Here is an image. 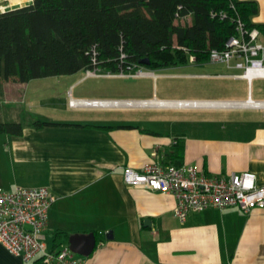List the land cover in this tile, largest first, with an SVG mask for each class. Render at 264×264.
Wrapping results in <instances>:
<instances>
[{
    "label": "crops",
    "instance_id": "0c3cea01",
    "mask_svg": "<svg viewBox=\"0 0 264 264\" xmlns=\"http://www.w3.org/2000/svg\"><path fill=\"white\" fill-rule=\"evenodd\" d=\"M243 1L257 3L252 21L264 23V0ZM137 69L145 73L0 80L6 101L22 107L29 100L37 111L0 118L24 125L22 135H0V188L45 187L55 195L45 232L96 236L94 251L77 257L82 264H264V208H208L181 222L174 195L124 180L125 167L175 164L167 156L178 149L176 164L222 177L252 172L264 184V108L243 105L264 101V79L250 82L235 76L238 68L193 55L182 64ZM94 99L105 103H70ZM35 120L57 125L39 128ZM0 264L39 263L0 243Z\"/></svg>",
    "mask_w": 264,
    "mask_h": 264
},
{
    "label": "trees",
    "instance_id": "16d2710c",
    "mask_svg": "<svg viewBox=\"0 0 264 264\" xmlns=\"http://www.w3.org/2000/svg\"><path fill=\"white\" fill-rule=\"evenodd\" d=\"M257 12L255 1L243 0H33L4 10L0 4V80L161 68L192 55L206 60L238 34L239 21L263 40L264 23L252 21ZM50 125L57 124L33 122ZM23 130L21 122H0V135ZM179 157L178 149L167 156L175 164ZM69 237L56 231L54 248Z\"/></svg>",
    "mask_w": 264,
    "mask_h": 264
},
{
    "label": "built area",
    "instance_id": "2783aa9c",
    "mask_svg": "<svg viewBox=\"0 0 264 264\" xmlns=\"http://www.w3.org/2000/svg\"><path fill=\"white\" fill-rule=\"evenodd\" d=\"M178 16V14H177ZM190 21V16L183 18ZM238 34L228 39L223 49H212L208 60L227 67L238 68L236 77L264 79V39L257 28L248 30L239 21ZM193 59H196L193 56ZM101 68L87 70L92 76H101ZM134 70V75L145 72ZM128 72L107 71L106 76H127ZM71 105L100 106L101 100H71ZM244 106L264 108V101L248 99ZM127 185L142 186L151 191L172 194L176 198L175 216L184 222L188 215L208 208L238 207L245 213L264 208V184L257 182L252 172L214 176L190 164H145L141 170L124 168ZM56 196L45 187H18L13 191L0 188V243L9 253L25 262L39 264H82L69 245L49 248L43 240L48 225L49 211Z\"/></svg>",
    "mask_w": 264,
    "mask_h": 264
},
{
    "label": "rangeland",
    "instance_id": "374dc122",
    "mask_svg": "<svg viewBox=\"0 0 264 264\" xmlns=\"http://www.w3.org/2000/svg\"><path fill=\"white\" fill-rule=\"evenodd\" d=\"M28 1V0H0V4H1V9L4 10L7 8V6L9 5H21L23 4V2ZM31 1V0H29ZM101 73H106V71H102L100 70ZM84 75V72L78 74L76 77H80ZM61 77H66L64 75H59V76H50V77H46V78H40V79H34V80H46L49 82H54L58 79H61ZM64 80L67 78H63ZM30 91H32V89H30ZM29 100H27L23 106L21 107L22 104L18 103L15 104L12 101H6V99L3 98L1 92H0V118H6L7 120H18L17 115H15L16 110L20 109V111L22 112V114L25 115V117H30L32 114H34L35 112H37L34 108L32 109L29 105ZM22 108V109H21ZM15 109V111H14ZM25 110V111H24ZM35 110V111H34ZM11 111H14L13 114H8V113H12ZM19 112V111H17ZM7 113V114H6ZM2 120V119H0ZM5 120V119H4ZM24 120V119H23ZM43 240L46 242V244L48 245V247H51L53 244V237H52V233L47 230L44 234ZM66 242V241H65ZM76 257H81V255H76Z\"/></svg>",
    "mask_w": 264,
    "mask_h": 264
},
{
    "label": "water",
    "instance_id": "95a60500",
    "mask_svg": "<svg viewBox=\"0 0 264 264\" xmlns=\"http://www.w3.org/2000/svg\"><path fill=\"white\" fill-rule=\"evenodd\" d=\"M69 247L75 253L82 256H89L95 249L96 236L90 234H73L68 239Z\"/></svg>",
    "mask_w": 264,
    "mask_h": 264
}]
</instances>
